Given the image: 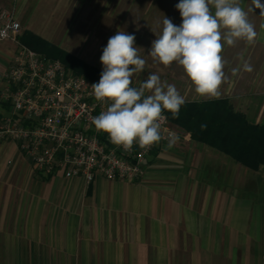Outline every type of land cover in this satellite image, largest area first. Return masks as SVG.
<instances>
[{"label":"crops","instance_id":"crops-1","mask_svg":"<svg viewBox=\"0 0 264 264\" xmlns=\"http://www.w3.org/2000/svg\"><path fill=\"white\" fill-rule=\"evenodd\" d=\"M36 1L0 0V8L35 12ZM156 2L133 10L149 13ZM248 14L254 42L224 46L221 95L202 100L228 99L264 125V16ZM175 130L173 146L158 144L134 182L43 176L14 143L0 142V264H264V166L244 167Z\"/></svg>","mask_w":264,"mask_h":264},{"label":"clouds","instance_id":"clouds-1","mask_svg":"<svg viewBox=\"0 0 264 264\" xmlns=\"http://www.w3.org/2000/svg\"><path fill=\"white\" fill-rule=\"evenodd\" d=\"M251 5L245 10L240 0H179L175 7L180 12L181 24L177 26L164 17L162 32L155 34L149 55L165 67L173 62L181 66L199 97L219 98L226 80L224 46L235 47L240 41L253 43L257 33L248 13L259 9L260 16H264L261 0H251ZM3 35L0 31V37ZM135 40V35L125 31L108 39L100 57L103 71L99 82L91 85L95 100L108 105L92 118L94 127L126 152L134 144L144 150L158 144L167 119L164 111L178 118L185 103L175 85L162 82L155 73L149 74L139 87L131 86L132 77L146 65ZM243 70L252 72L253 67L245 62ZM175 142L176 138L170 136L168 147Z\"/></svg>","mask_w":264,"mask_h":264},{"label":"built area","instance_id":"built-area-1","mask_svg":"<svg viewBox=\"0 0 264 264\" xmlns=\"http://www.w3.org/2000/svg\"><path fill=\"white\" fill-rule=\"evenodd\" d=\"M0 43L14 46L0 88V142L10 141L43 176L60 173L66 179L89 184L97 178L134 182L158 144L176 137L175 128L162 124V139L150 149L137 144L131 151L113 145L97 131L92 118L107 104L96 101L91 85L73 75L58 60L46 58L19 42L21 32L15 9L0 8ZM164 115V114H163Z\"/></svg>","mask_w":264,"mask_h":264},{"label":"rangeland","instance_id":"rangeland-1","mask_svg":"<svg viewBox=\"0 0 264 264\" xmlns=\"http://www.w3.org/2000/svg\"><path fill=\"white\" fill-rule=\"evenodd\" d=\"M37 3L35 12L27 11V6L17 12L18 8L13 3L21 26L20 35L25 30L38 36L42 34L40 37L44 40L101 70L103 65L98 59L108 39L118 31H125L135 35V46L140 48L139 54L146 60L144 70L132 77L131 86L139 87L149 74L155 73L162 82L175 85L185 101L202 100L181 66L173 62L171 66L165 67L154 62L149 55L152 41L156 39L155 34L162 32L164 17L171 19L177 26L181 24L180 12L175 7L179 0H157L149 13H139L133 8L148 7L153 4V0H39ZM55 4L58 7L48 13ZM129 7L130 13H123ZM2 8H9V5ZM4 46H8L4 50L12 55L14 46L0 43V47ZM149 94L146 92V95Z\"/></svg>","mask_w":264,"mask_h":264},{"label":"trees","instance_id":"trees-1","mask_svg":"<svg viewBox=\"0 0 264 264\" xmlns=\"http://www.w3.org/2000/svg\"><path fill=\"white\" fill-rule=\"evenodd\" d=\"M19 42L46 58L60 61L73 75L91 83L99 82L101 70L40 36L25 30ZM163 114L191 140L222 153L235 163L250 169L264 166V125L250 123L243 114L233 110L228 99L185 101L178 118L174 119L167 110Z\"/></svg>","mask_w":264,"mask_h":264}]
</instances>
